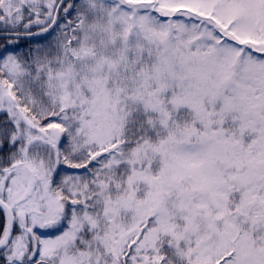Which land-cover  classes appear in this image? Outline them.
<instances>
[{
    "label": "snow or ice",
    "instance_id": "1",
    "mask_svg": "<svg viewBox=\"0 0 264 264\" xmlns=\"http://www.w3.org/2000/svg\"><path fill=\"white\" fill-rule=\"evenodd\" d=\"M0 264H264V0H0Z\"/></svg>",
    "mask_w": 264,
    "mask_h": 264
}]
</instances>
